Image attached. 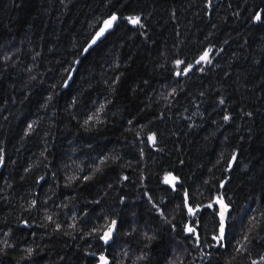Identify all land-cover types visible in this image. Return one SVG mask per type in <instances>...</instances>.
Listing matches in <instances>:
<instances>
[{"label": "trees", "instance_id": "trees-1", "mask_svg": "<svg viewBox=\"0 0 264 264\" xmlns=\"http://www.w3.org/2000/svg\"><path fill=\"white\" fill-rule=\"evenodd\" d=\"M102 253L264 264V0H0V264Z\"/></svg>", "mask_w": 264, "mask_h": 264}, {"label": "water", "instance_id": "water-1", "mask_svg": "<svg viewBox=\"0 0 264 264\" xmlns=\"http://www.w3.org/2000/svg\"><path fill=\"white\" fill-rule=\"evenodd\" d=\"M113 15H115V14H112V15H109L108 17H106L103 21H102V23L100 24V26L98 27V29L96 30V32H95V34H94V39H101V38H103L104 37V35L109 31V29L112 27H110V28H108V29H106L104 32H103V34L102 35H100L99 37H97V33L98 32H100V30L102 29V28H104V22L106 21V20H109ZM116 17H117V15H115ZM115 22V21H114ZM114 22L112 23V25L114 24ZM130 22H131V20H130ZM132 23V22H131ZM133 24V26H137L138 25V23H132ZM205 53H207V59H209V57H210V51H208V50H205L204 52H202L195 60H194V62H193V64L195 65V64H198V63H201V62H205L206 60H201V57L202 56H204L205 55ZM173 178H175V179H173ZM172 179H173V181L175 182H179V180H178V178H176V177H173L172 176ZM221 201H222V203H221ZM216 202H217V204H218V211H217V215H218V218H219V226H218V232H217V235L214 237V239H215V243L216 244H218L219 242H220V240L221 239H223L224 238V236H225V231H226V217H227V209L226 210H224V202H223V199L221 198V197H219V198H217L216 199ZM188 210H190V208H188ZM223 211V238H221V212ZM110 229H111V235L114 233V230H115V224H113V222H112V226L110 227ZM109 229V230H110ZM109 230H108V232H109ZM110 235V236H111ZM97 264H109V259H108V257L105 255V253H102L101 255H99V260H98V262H97Z\"/></svg>", "mask_w": 264, "mask_h": 264}, {"label": "snow or ice", "instance_id": "snow-or-ice-1", "mask_svg": "<svg viewBox=\"0 0 264 264\" xmlns=\"http://www.w3.org/2000/svg\"><path fill=\"white\" fill-rule=\"evenodd\" d=\"M116 19H117V17H116L115 15H113L109 20H106V21L104 22V25H105L104 28H102V29L100 30V32L97 33V37H99L100 35H102L103 32H104L106 29L110 28V27L112 26V23H113ZM256 19H260V14H257ZM130 20H131V22L134 23V24H135V23H139V18H138V17L130 18ZM85 51H87V49H86ZM206 59H207V53H205V55L201 57V60H206ZM177 63L179 64V63H181V62H180V61H177ZM66 83H67V82H66ZM89 119H92V117H89ZM225 119L227 120L228 117H225ZM29 127H31V126H29ZM154 139H155L154 137H150V140H153V141H154ZM85 179H87V177H86ZM173 179H175V178H173ZM221 203H222V201H221ZM226 208H227V206L224 205V210H226ZM189 211L191 212L192 210L190 209ZM113 224H115V221H113ZM188 230H189V231H193V229H188ZM110 235H111V229L109 230V232L105 233V235H104V237H102V239H104L105 241H107V239L109 238ZM221 238H223V211L221 212ZM254 264H255V262H254Z\"/></svg>", "mask_w": 264, "mask_h": 264}, {"label": "rangeland", "instance_id": "rangeland-1", "mask_svg": "<svg viewBox=\"0 0 264 264\" xmlns=\"http://www.w3.org/2000/svg\"><path fill=\"white\" fill-rule=\"evenodd\" d=\"M263 259H264V254L261 257H259L257 261L261 262Z\"/></svg>", "mask_w": 264, "mask_h": 264}]
</instances>
